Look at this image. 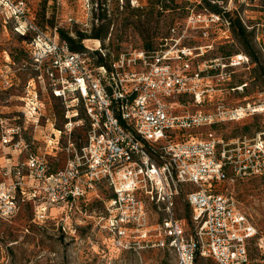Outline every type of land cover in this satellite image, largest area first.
<instances>
[{
    "label": "built area",
    "instance_id": "obj_1",
    "mask_svg": "<svg viewBox=\"0 0 264 264\" xmlns=\"http://www.w3.org/2000/svg\"><path fill=\"white\" fill-rule=\"evenodd\" d=\"M12 7L15 16L24 15L27 8L24 0ZM25 23L23 30L15 28L30 35L26 46L37 65L36 79L47 81L52 95L64 102V112L59 124L54 111L42 109L36 91L27 89L22 123L0 115V143L16 156L25 153L16 163L10 155L5 158L2 174L14 179L0 185V218L14 212L17 195L33 201L41 219L50 207L67 216L78 205L102 199L99 191L104 187L109 194L99 209L88 212L103 221L117 249H168L175 260L162 264H194L197 257L216 264H249L253 242L264 264V236L220 187L227 179L264 172V136L226 142L211 133L202 137L189 132L216 124L222 114L240 118L259 107L175 112L168 100L174 93H192L196 103L203 96L197 89L199 72L189 71L190 47L116 55L101 48L73 51L55 29L49 35L31 19ZM89 55L95 59L92 69L87 66ZM99 55L104 62H97ZM175 60L182 61L181 68L172 66ZM240 60L237 55L230 63ZM141 63L143 69L137 67ZM30 120L47 132L42 152L29 151L23 137L24 123ZM60 152L66 162L52 169L48 157ZM181 196L191 226L177 216ZM152 208L162 215L155 221L149 217ZM63 221L58 225L65 230Z\"/></svg>",
    "mask_w": 264,
    "mask_h": 264
},
{
    "label": "rangeland",
    "instance_id": "obj_2",
    "mask_svg": "<svg viewBox=\"0 0 264 264\" xmlns=\"http://www.w3.org/2000/svg\"><path fill=\"white\" fill-rule=\"evenodd\" d=\"M16 1L0 0V115L12 117L10 121L23 122V97L29 89L38 94V100L44 104L42 109L46 113L54 111L57 122H62L64 102L52 95L45 79H36L37 65L26 46L30 35H22L15 28L23 30L25 20L31 19L49 35L56 32L55 26L79 28L89 34L95 28L105 30L103 38H86L83 44L113 55L144 49L148 36L153 47H168L171 51L181 46L190 47L189 71L199 72L197 89L203 90V96L201 103H196L192 93H174L168 100L175 112L230 111L247 104L259 107L240 118L232 119L228 114H222L216 124L195 127L189 130L190 134L206 137L211 133L226 142L247 141L257 134L264 136V0H214L231 18L238 16L250 31L244 39L235 37L226 18L220 15L215 18L213 15L217 14L203 9V0H172V8L157 15L151 13L155 0H24L25 14L15 16L12 3ZM170 25L174 31L169 33ZM168 35L170 38L159 45L161 37ZM250 52L258 57L257 63L251 61ZM237 55L242 60L231 65ZM87 61V66L92 69L95 59L89 55ZM171 64L178 69L182 61L175 60ZM137 67L143 69L144 64ZM24 124L27 129L23 137L29 143L28 150L42 152L45 128L33 127L31 120ZM82 132L78 130L79 134ZM12 150L0 143V185L14 179L12 175L2 174L6 156L10 155L14 163L24 160V152L16 156V151ZM48 161L52 169L62 167L66 154L60 152L56 157L49 156ZM220 187L233 197L239 209L264 236V172L227 179ZM99 192L102 199L109 194L104 187ZM16 199L14 212L0 218V264H162L175 260V255L168 249L134 251L113 247L107 230L101 226L103 221L98 222L94 213L88 212L99 209L102 199L94 198L92 204L83 207L87 210L78 205L67 216L50 207L44 219L37 216L33 201L22 200L18 195ZM175 210L177 216L191 226L187 217L189 208L182 196L177 199ZM159 214L152 208L150 220L155 221L162 216ZM61 221L67 226L65 230L59 228ZM249 252L250 264H261L253 242ZM194 264L216 262L199 257Z\"/></svg>",
    "mask_w": 264,
    "mask_h": 264
},
{
    "label": "trees",
    "instance_id": "obj_3",
    "mask_svg": "<svg viewBox=\"0 0 264 264\" xmlns=\"http://www.w3.org/2000/svg\"><path fill=\"white\" fill-rule=\"evenodd\" d=\"M203 1H204L203 9L207 10L209 13H214V14H217V15H220L226 18V20L229 23V28H231L235 37L244 39L248 35L250 31H247L246 27L243 25V23L241 22L238 16L231 18L229 16V13L226 12L225 9H223L222 7H219L217 1H214V0H203ZM171 4H172V0L168 2H166L165 0H155L152 2L151 13H155V15H157L160 12L164 11L165 9L172 8ZM134 11H139V9H134ZM171 28H172V25L168 27L169 33L171 32ZM55 30L57 31L59 37L62 40H65L68 42L71 50L73 51L88 50V47L83 44L84 39L91 38V37L96 38V39H101L106 34L105 30L98 31L97 28H95L94 32L90 34L86 33L85 31L79 28L70 29V28H66L62 26H55ZM145 38L146 39L143 45L144 50H155V49L160 48V46L158 48L153 47L149 36ZM166 38H170V35L161 37V42L159 43V45H163ZM95 51L97 52L98 50L95 49ZM250 57H251L252 62L254 63L258 62V57L254 53L250 52ZM97 62L98 63L104 62V58L101 55H99ZM187 217L189 218V212L187 213ZM197 258L195 259V261L197 260Z\"/></svg>",
    "mask_w": 264,
    "mask_h": 264
}]
</instances>
